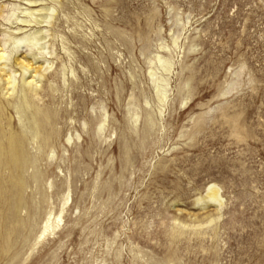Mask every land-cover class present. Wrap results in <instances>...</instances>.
<instances>
[{
  "label": "rangeland",
  "instance_id": "rangeland-1",
  "mask_svg": "<svg viewBox=\"0 0 264 264\" xmlns=\"http://www.w3.org/2000/svg\"><path fill=\"white\" fill-rule=\"evenodd\" d=\"M31 1L0 0V53L46 30L26 77L48 128L2 70L32 163L0 167V264H264V0Z\"/></svg>",
  "mask_w": 264,
  "mask_h": 264
},
{
  "label": "bare ground",
  "instance_id": "bare-ground-1",
  "mask_svg": "<svg viewBox=\"0 0 264 264\" xmlns=\"http://www.w3.org/2000/svg\"><path fill=\"white\" fill-rule=\"evenodd\" d=\"M32 4H37L38 1H31ZM49 10V8L41 7L38 9H26V14L32 16L35 19L36 24L42 25L43 22L46 21L48 16H45L44 12ZM36 16H39L40 19L36 20ZM20 23L31 24V20L27 19H19ZM34 22V23H35ZM37 27L35 30H24L23 27H18L15 31L10 34H6L9 37L13 44L15 45L14 49L10 50V52H1L0 53V73L2 70L6 72V76H9L7 79V84L11 83L10 88H13V92L16 90L17 76L14 66H18L21 68L23 73V85L21 86V94L20 102L15 104V108L18 112H24L26 109H33L31 116L27 118L28 125H31L29 128L30 131L34 134L35 137H38L41 134L42 129L48 128L47 116L41 115V110L34 104V99L31 97L30 92L38 90L34 88L31 81L27 80L26 75L30 73H34L33 77H42L41 71L43 70V66H35L39 62L40 52H36V50H40L42 47V41L46 38V30L43 27ZM22 34V36H17ZM25 44L27 52L23 56V58H19L15 56V53H18V50L21 44ZM7 45V42L4 43V46ZM43 49V48H42ZM26 58L27 60H24ZM49 65V64H48ZM46 71V70H45ZM0 74V86L4 82L2 76ZM5 83V82H4ZM36 86V85H35ZM36 93V92H35ZM4 111V105L2 99L0 97V167H4L8 169L9 176H23L25 175L26 166L32 163V159L27 150V139L24 133H18L16 131L6 130L1 123V113ZM46 114V113H45ZM27 115V114H26ZM45 119H43V118ZM21 119V118H20ZM22 121V119H21ZM27 122V121H26ZM50 133L44 135V145H49L50 141ZM219 191L217 187L210 186L205 197V200L216 201L218 200ZM55 226L51 223L49 219L45 225L44 232L46 233L50 230H54Z\"/></svg>",
  "mask_w": 264,
  "mask_h": 264
}]
</instances>
